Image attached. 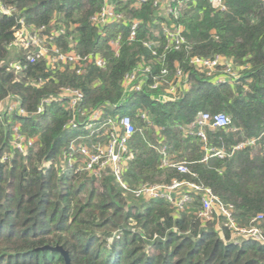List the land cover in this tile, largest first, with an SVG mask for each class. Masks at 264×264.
Instances as JSON below:
<instances>
[{
	"label": "trees",
	"instance_id": "obj_1",
	"mask_svg": "<svg viewBox=\"0 0 264 264\" xmlns=\"http://www.w3.org/2000/svg\"><path fill=\"white\" fill-rule=\"evenodd\" d=\"M113 1L116 11L141 19L131 42L125 26L112 24L101 36L91 24L89 17L100 9L102 0H0L15 7L12 14L0 16V100L15 96L29 113L26 117L0 115V264H65L59 252L44 246H61L71 264H264V244H235L227 230L223 241L212 223L201 225L192 213L175 217L163 200L125 196L108 172L93 178L77 164L78 168L66 167L64 155L71 153L70 141L87 132L65 129L71 112L59 102L34 114L40 101L60 87L80 89L85 110L107 102L118 105L105 110L110 115H125L119 109L128 108L126 114L136 131L125 182L134 187L169 183L173 178L194 181L232 204L237 222L245 226L252 216L264 215V153L244 148L231 157H208L200 139L184 128L200 111L226 114L236 130H207L209 147H228L264 131V2L224 0L225 9L214 10L209 0H191L180 16L171 19L183 28L182 47L163 55L160 36L153 55L142 43L156 39L151 31L158 27L153 24L156 11L151 2L135 8V0ZM20 19L25 26L45 25L48 30L53 22L55 29L61 27L64 32L50 43L63 50L72 43L79 54L98 53L106 60L105 69L91 63L76 74L69 64L48 68L43 57L27 61L26 51L9 46ZM119 32L122 38L116 55L108 41ZM214 54L232 59L233 69L239 71L237 80L216 83L190 64L192 56ZM17 60H21L19 71L11 67ZM138 64L150 65L152 74L159 77L166 67L167 74L159 78L162 87L123 94V77ZM176 66L190 86L174 101H160ZM214 74H225L224 68ZM39 79L42 82L37 85ZM138 109L148 112L159 134L136 115ZM15 121L25 137L34 139L26 154L11 148ZM161 137L170 159L185 161L190 174L160 166V154L148 144L157 146ZM91 141L106 138L92 136ZM5 154L8 157L3 160ZM115 231L120 236L109 242Z\"/></svg>",
	"mask_w": 264,
	"mask_h": 264
},
{
	"label": "built area",
	"instance_id": "obj_2",
	"mask_svg": "<svg viewBox=\"0 0 264 264\" xmlns=\"http://www.w3.org/2000/svg\"><path fill=\"white\" fill-rule=\"evenodd\" d=\"M264 2V0H260ZM151 2L152 8L156 11L153 24L158 27L151 29L156 37L155 41H143V45L149 48L153 55L157 54V47L160 45V36L164 39L163 55L169 50H178L184 44L183 28L171 21L177 18L187 9L191 0H135L133 7L139 8L142 4ZM211 9L224 10V0H209ZM15 11V7H7L0 3V16L10 15ZM163 18L162 20H160ZM89 21L99 32V35H105V28L114 24L122 25L127 29V40L129 42L136 38L138 28L141 25V19L132 18L128 14L116 11V4L113 0H102L100 9L94 12ZM20 26L14 27V40L9 46L16 51L24 52L25 58L29 62L43 57L46 59L48 68H54L59 64H69L76 74H81L88 64H94L96 67L105 69V58L95 52L79 54L72 48V43L68 46L70 49L63 50L54 45L52 40L62 34L63 28L55 29L53 22L50 30L47 26H25L23 20L18 23ZM122 33L119 32L113 39L108 41V46L116 55L119 53ZM191 66L198 72L205 73V76L212 77L216 83L229 81L230 83L239 78V71L233 69V61L220 54H214L208 57L195 55L190 58ZM15 71L21 69V60L11 63ZM223 67L225 74L214 72L217 68ZM167 74L166 67L160 71V77ZM159 76L151 72L150 65L138 66L123 77V94L129 92H142L144 90H157L162 87ZM39 79L37 85L41 84ZM190 86L186 75L178 66L165 87L164 93L158 97L160 101H174L179 97L181 90H186ZM83 93L80 89L71 87H60L55 95H50L40 101L34 114H41L45 105L59 102L63 107L71 112V118L64 125L68 131L80 129L86 131V134L74 136L70 141L71 153L66 154V167L81 166L88 171L90 175L96 177L102 173L108 172L114 182L123 190L125 196L129 195L134 199L144 201L163 200L170 204L172 213L179 217L181 213H192L201 225L212 223L214 230L223 241H226L224 230L229 231V240L235 244L241 242H256L264 244V215L258 213L252 216L247 225L241 226L234 216V207L232 204L219 199L213 191L203 185L187 180L173 178L169 183H139L131 187L123 179V175L128 167V162L134 157V152L130 146L132 136L136 131L135 123L130 115H110L105 110H113L118 105L113 103H104L92 109H82L81 102ZM7 113L9 116L26 117L29 115L21 106L19 99L15 96H8L6 100H0V115ZM136 115L143 119L148 129H153L159 134V127H155L147 111L138 109ZM20 123L15 121L12 126L11 148L22 154H26L32 146L34 139L25 137L19 131ZM218 128L234 131L236 128L230 127L229 117L222 113H209L200 111L197 113L193 122L184 128L185 132H190L198 137L203 144L206 156H216L218 158L231 157L235 152L244 148L260 150L264 153V131L257 136L243 138L239 142L228 147H209L207 146V130ZM92 136L96 139L105 137L106 141H91ZM154 148L161 156V167L175 169L181 174H190L185 161L170 159L166 153L164 140L161 137L157 146L148 144ZM76 153L77 157L72 155ZM8 154L3 156V160ZM80 163V164H79ZM48 167L49 163H44ZM76 166V167H77ZM78 168V167H77ZM120 236L119 231H115L108 241ZM155 237V235H154Z\"/></svg>",
	"mask_w": 264,
	"mask_h": 264
},
{
	"label": "water",
	"instance_id": "obj_3",
	"mask_svg": "<svg viewBox=\"0 0 264 264\" xmlns=\"http://www.w3.org/2000/svg\"><path fill=\"white\" fill-rule=\"evenodd\" d=\"M19 26L20 25L17 24V27H19ZM92 177L94 178V176H92ZM42 249H50L52 251L59 252L63 256L65 264H71L68 252L66 250H64L61 246H55V247L44 246V247H42Z\"/></svg>",
	"mask_w": 264,
	"mask_h": 264
},
{
	"label": "rangeland",
	"instance_id": "obj_4",
	"mask_svg": "<svg viewBox=\"0 0 264 264\" xmlns=\"http://www.w3.org/2000/svg\"><path fill=\"white\" fill-rule=\"evenodd\" d=\"M119 112L121 113V114H126L127 112H128V108H121V109H119ZM151 131H154L153 129H150Z\"/></svg>",
	"mask_w": 264,
	"mask_h": 264
}]
</instances>
